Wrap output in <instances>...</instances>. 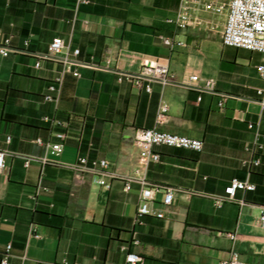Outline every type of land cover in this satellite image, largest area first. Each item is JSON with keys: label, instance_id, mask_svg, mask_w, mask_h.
<instances>
[{"label": "crops", "instance_id": "obj_1", "mask_svg": "<svg viewBox=\"0 0 264 264\" xmlns=\"http://www.w3.org/2000/svg\"><path fill=\"white\" fill-rule=\"evenodd\" d=\"M179 3L0 0V46H7L0 53V264L5 255L4 264H126L124 245L140 256L138 264H218L232 251L244 264H264L259 53L222 44L223 21L213 28L202 18L200 25L173 29L167 19ZM161 35L183 45L170 49ZM55 36L77 48L80 61L103 65L111 57L114 70L135 72L148 58L168 64L174 81L151 82L146 91L118 81L114 70L78 66V75L63 72L54 99L44 100L62 69L40 58ZM192 74L199 79L190 80ZM208 77L214 91L192 88ZM160 104L167 111L159 128L199 138L203 146L156 145L159 160L140 166L133 132L155 124ZM58 140L63 147L51 154L45 143ZM80 156L108 162L107 187L90 172L75 176L71 165ZM120 176L132 177L129 189ZM232 178L254 188L217 205ZM140 179L156 187V202L163 189L173 190L165 217L137 215Z\"/></svg>", "mask_w": 264, "mask_h": 264}, {"label": "built area", "instance_id": "obj_2", "mask_svg": "<svg viewBox=\"0 0 264 264\" xmlns=\"http://www.w3.org/2000/svg\"><path fill=\"white\" fill-rule=\"evenodd\" d=\"M208 11L218 14H223L224 20L220 28L221 42L224 45L241 47L259 53V61L255 65L258 75L264 80V0H180L179 7L173 17L167 19L176 29H184L192 25H200L203 20L199 16V12ZM161 42L168 48L183 45V41L176 40L172 36L161 35ZM7 43V39H5ZM27 44V40L24 42ZM79 50L77 48L70 49L69 45L60 36L53 37L47 45V50L40 58H46L58 61L62 65L61 73L53 78L52 82L47 86L50 93L43 95L44 100L54 99L51 92L59 89L62 80V73L65 71L71 72L73 75H78L76 67L78 66H93L106 70H114L112 67L111 57H105L103 65L89 64L80 61L78 56ZM0 53L5 55L7 53V46H0ZM39 65V60L35 62V66ZM117 73V80H127L131 85L137 88H144L150 91V83L157 82L161 86L167 85L174 81V73L169 69L168 64L160 63L152 59L144 58L141 60L138 69L135 72H127L114 70ZM190 80H198L196 74L189 76ZM196 91H214L213 78H204L201 85L192 86ZM257 101L261 108L264 109V87L256 89ZM200 96H197L199 99ZM219 107L223 106V98L217 102ZM167 106L160 104L157 109L155 124L152 127H139L134 129L133 142L138 148V163L140 166H145L151 161L159 160V153L154 149L156 145H165L170 147H178L200 151L203 142L199 138L189 137L182 134H177L164 130L158 127L160 123L165 120ZM47 120V117H44ZM255 123L248 122L249 128H254ZM61 139L62 134H57ZM260 134L256 131L255 142L258 140ZM264 137V135H261ZM37 142L42 143L41 139L37 138ZM257 143V142H256ZM259 145V144H258ZM45 146L51 154H58L63 143L61 140L55 142H46ZM261 146V145H260ZM253 164H258L259 159L255 158L251 161ZM27 164V161H25ZM4 166L3 152L0 151V169ZM108 162L105 159L91 160L90 162L83 156L77 158V161L71 165L75 176L79 177L84 172H90L96 175L97 182L101 185L108 186L105 182L104 175ZM125 179L124 189H129V180L131 176H120ZM141 187L139 190V204L137 206V215H150L156 218H163L166 212L171 207L173 199V190L171 188L163 189L161 199L156 202L153 199L156 187L146 185L143 179H140ZM254 188V184L246 180L238 178L230 179L229 183L224 187V193L215 199L217 205L225 201L239 200L236 197L237 190H250ZM259 225L264 228V206H262L259 215ZM228 237L233 239L234 233H228ZM137 243V240H132ZM9 244L7 249H9ZM126 250L125 261L126 264L140 263V256L135 252L127 250V246L122 247ZM1 263H6V255L2 257ZM42 264H68L63 263H42ZM79 264V263H74ZM218 264H244L238 258V254L234 251L230 252L226 259H221Z\"/></svg>", "mask_w": 264, "mask_h": 264}, {"label": "rangeland", "instance_id": "obj_3", "mask_svg": "<svg viewBox=\"0 0 264 264\" xmlns=\"http://www.w3.org/2000/svg\"><path fill=\"white\" fill-rule=\"evenodd\" d=\"M199 16L201 18L207 19L209 26L213 28L214 27L216 28V26L220 24L224 19L223 14H218V13H213V12H208V11L199 12Z\"/></svg>", "mask_w": 264, "mask_h": 264}, {"label": "trees", "instance_id": "obj_4", "mask_svg": "<svg viewBox=\"0 0 264 264\" xmlns=\"http://www.w3.org/2000/svg\"><path fill=\"white\" fill-rule=\"evenodd\" d=\"M171 24V23H170ZM171 26L173 27V29H176L172 24H171ZM52 81H50L48 84H47V86L51 83ZM130 83V82H129ZM131 84V83H130ZM47 86H46V88H47Z\"/></svg>", "mask_w": 264, "mask_h": 264}]
</instances>
